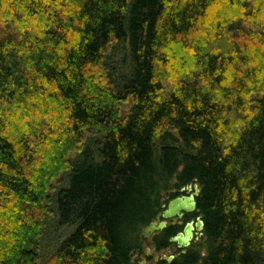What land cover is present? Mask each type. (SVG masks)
<instances>
[{
    "label": "trees",
    "instance_id": "16d2710c",
    "mask_svg": "<svg viewBox=\"0 0 264 264\" xmlns=\"http://www.w3.org/2000/svg\"><path fill=\"white\" fill-rule=\"evenodd\" d=\"M249 2L0 0V264H137L144 229L196 184L207 254L171 264H264Z\"/></svg>",
    "mask_w": 264,
    "mask_h": 264
},
{
    "label": "flooded vegetation",
    "instance_id": "af4514ba",
    "mask_svg": "<svg viewBox=\"0 0 264 264\" xmlns=\"http://www.w3.org/2000/svg\"><path fill=\"white\" fill-rule=\"evenodd\" d=\"M196 186L197 184L187 185L185 187H182L178 191H174L173 193H175V196L173 198L167 199L168 202L165 205H163V210L161 211V213H159L157 217L152 221V222H157L159 224L163 221H166L167 227L163 230L154 231L148 237L144 235L146 241H150V244L148 246L146 247L143 246V253L140 254L142 257V260L146 261V264H148L147 263L148 259H153V262H149V264H161L162 262L171 264L175 260L180 259L183 256H185L188 253L189 248L193 244H195L197 241L202 239L204 235L203 232L200 233L196 229L195 237L193 238L191 245L189 247L180 248L178 244L171 243V239L173 237H175L181 232H184V229L187 226V224L193 223L196 226L198 222V218L202 216L199 214L198 207L192 212H189V213L185 212L182 217L171 218L169 220H164L162 217V214L164 210L167 208L170 201L178 197L194 195L196 193ZM196 199H198V197ZM166 238H167V243L166 242L164 243ZM159 245L163 246L161 250H158ZM172 249L175 250L173 251L174 252L173 254H171ZM171 257H173V259L170 260Z\"/></svg>",
    "mask_w": 264,
    "mask_h": 264
},
{
    "label": "water",
    "instance_id": "95a60500",
    "mask_svg": "<svg viewBox=\"0 0 264 264\" xmlns=\"http://www.w3.org/2000/svg\"><path fill=\"white\" fill-rule=\"evenodd\" d=\"M201 189L199 185L196 186V193L191 196H182L173 199L169 202L167 208L164 210L162 217L164 220H169L171 218L182 217L184 213H189L197 209V197H199ZM167 227V222L163 221L160 224L157 222H152L148 227L144 229V235L148 237L154 231L163 230ZM205 227V222L203 217L198 218L196 226L193 223L187 224L184 232L179 233L171 239V243H176L180 248H187L191 245L193 238L195 237V230L198 232H203ZM173 257L170 258V260Z\"/></svg>",
    "mask_w": 264,
    "mask_h": 264
},
{
    "label": "rangeland",
    "instance_id": "374dc122",
    "mask_svg": "<svg viewBox=\"0 0 264 264\" xmlns=\"http://www.w3.org/2000/svg\"><path fill=\"white\" fill-rule=\"evenodd\" d=\"M42 1L44 2V1H47V0H42ZM249 1H250V2H249L248 4L251 6V10H250V12H251L252 10H255V9H262L263 13H261V14L258 16L257 19L260 18L261 21L264 22V0H249ZM217 12H219V13H216L215 16L219 15V16L222 18V20H223V19H224V20H227L228 17H229L230 19H232V18L240 17V16H243V15L247 14V13L242 12V11H237V9H233V8H231V7L222 8L220 11H217ZM250 12H249V13H250ZM221 13H222V14H221ZM224 14H227V15L225 16ZM223 16H224V17H223ZM246 16H247V15H246ZM253 22H255L254 19L247 17V19H246V23H248L249 25H251ZM248 24H246V26H248ZM207 47H209V48L212 49V50H213V49H217V47L214 46L213 44H209V46H207ZM259 53H261V54H260V60L258 61V63L264 61V58H263V57H264V51H261V52H259ZM261 55H263L262 58H261ZM122 64H123V56H122L121 54H119V55H117L116 58H114L113 65H114V66L118 65L119 67H121ZM263 81H264V76H262V79H261L260 81H258V84H261ZM258 84H257V85H258ZM16 108H17V109H13V108H11V109H10L11 111H6L7 115H8V116H10L11 114H16V115H18V113L20 112V110H18V109H20V108H19V107H16ZM8 109H9V108H8ZM17 110H18V111H17ZM46 157H47V155L44 156L43 159H45ZM43 159H42V160H43ZM67 182H68V177L65 176V177L62 179V181H61V186L66 185ZM54 184H55L56 186H60V184H59V182H58L57 180H55V183H54ZM49 231H50V232H49V236L47 237V245L49 244L50 240H51L53 237H55L54 235L51 234L52 231H51L50 229H49ZM61 232H65V230L63 229V230H61ZM58 233H59V232H58ZM204 241H205V240H199V241H197L195 244H193L192 248H193L194 250H200L201 254H202L203 256H206L207 251H206V249H205V247H204ZM149 244H150V241H145V242H144V247L148 246ZM46 249H49L50 251H52V249H50V248H46ZM173 251H175V250L172 249V253H171V254L174 253ZM165 253H166V252H165ZM134 260H135V262H136L137 264H146V261L142 260L141 255L136 256V257L134 258ZM149 262H153V259H148L147 263L149 264Z\"/></svg>",
    "mask_w": 264,
    "mask_h": 264
}]
</instances>
